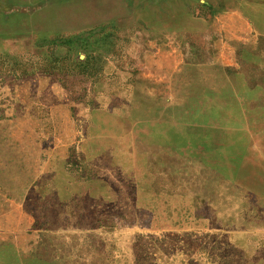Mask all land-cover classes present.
Listing matches in <instances>:
<instances>
[{
    "label": "rangeland",
    "instance_id": "obj_1",
    "mask_svg": "<svg viewBox=\"0 0 264 264\" xmlns=\"http://www.w3.org/2000/svg\"><path fill=\"white\" fill-rule=\"evenodd\" d=\"M0 264H264V0H0Z\"/></svg>",
    "mask_w": 264,
    "mask_h": 264
},
{
    "label": "crops",
    "instance_id": "obj_2",
    "mask_svg": "<svg viewBox=\"0 0 264 264\" xmlns=\"http://www.w3.org/2000/svg\"><path fill=\"white\" fill-rule=\"evenodd\" d=\"M53 97V96H52ZM49 106V105H48ZM57 145L48 146V156L47 160L49 162V158L52 155V152L56 154L57 152ZM41 151L43 152V155H45L46 148H42ZM184 196V197H183ZM178 205L172 207L170 211L172 214H180L181 222H179L177 228L179 229H188V230H201V231H208L211 229H220L221 226H217L216 224V218L218 219V215L221 216V214H227L228 217H224V219L229 220V215L231 214V211L227 213V211H217V208L214 206L215 204L209 203V202H202L196 204L194 201V197L191 195H182L178 197ZM176 209V210H175ZM176 211V212H175ZM208 211V212H205ZM224 220V221H226ZM223 226V225H222ZM223 227L231 228V229H239V228H245V227H239V226H232V225H224Z\"/></svg>",
    "mask_w": 264,
    "mask_h": 264
}]
</instances>
